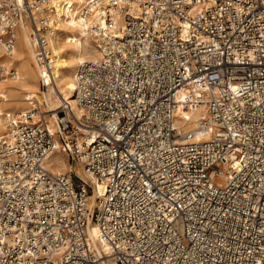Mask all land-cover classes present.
Instances as JSON below:
<instances>
[{
	"label": "built area",
	"instance_id": "2783aa9c",
	"mask_svg": "<svg viewBox=\"0 0 264 264\" xmlns=\"http://www.w3.org/2000/svg\"><path fill=\"white\" fill-rule=\"evenodd\" d=\"M90 3L81 117L0 107V264H264V0ZM52 4L0 0V79L27 25L51 84Z\"/></svg>",
	"mask_w": 264,
	"mask_h": 264
},
{
	"label": "bare ground",
	"instance_id": "6f19581e",
	"mask_svg": "<svg viewBox=\"0 0 264 264\" xmlns=\"http://www.w3.org/2000/svg\"><path fill=\"white\" fill-rule=\"evenodd\" d=\"M91 0H52V6L57 11L58 29L55 37L50 41L55 55L54 79L46 91L39 88L38 80L41 69L35 62L34 51L29 38V27L22 25L16 33V45L11 59L17 61V76L15 80L0 82V107H14L22 113L33 107H38L47 113L51 129H56L54 119L57 117L56 109L62 101H68L77 117L82 112L75 104L74 72L78 63L86 59L98 57V51L87 34L88 22L81 14L83 6L91 5ZM93 3L95 0H92ZM30 46V48H29ZM34 62V64H33ZM185 90L179 91L183 97ZM12 110V109H11ZM16 110V109H15ZM49 168L56 172L67 171L70 167L68 161L58 150L48 161ZM77 173L82 175L81 167L77 166ZM93 193L89 195V206L96 202V196L101 194L103 187L99 183L93 186ZM88 235L98 245V229L95 224H89ZM106 249L105 244H101Z\"/></svg>",
	"mask_w": 264,
	"mask_h": 264
},
{
	"label": "rangeland",
	"instance_id": "374dc122",
	"mask_svg": "<svg viewBox=\"0 0 264 264\" xmlns=\"http://www.w3.org/2000/svg\"><path fill=\"white\" fill-rule=\"evenodd\" d=\"M61 31V30H60ZM29 48H30V46H29ZM14 63H15V66H16V63H17V61L15 60L14 61ZM33 64H34V62H33ZM16 69H17V67H16ZM3 80H6V79H0V82L1 81H3ZM8 81L9 80H15V79H10V78H8L7 79ZM38 85H39V88H40V90H42V91H46L47 90V87H44L42 84H41V82H40V79L38 80ZM4 108H7L8 110H10V111H14V112H21L19 109L17 110V108H15L14 109V107H8V106H5ZM12 109V110H11ZM61 154L63 155V157L68 161V163L70 164V160L68 159V157L66 156V154H64L63 152H61ZM79 167H81L80 165H78ZM76 169H77V167H76ZM81 169H82V167H81ZM83 171V170H82Z\"/></svg>",
	"mask_w": 264,
	"mask_h": 264
}]
</instances>
